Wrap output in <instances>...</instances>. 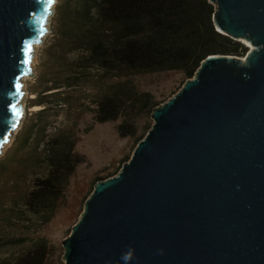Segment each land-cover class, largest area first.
Returning a JSON list of instances; mask_svg holds the SVG:
<instances>
[{
    "label": "water",
    "instance_id": "obj_1",
    "mask_svg": "<svg viewBox=\"0 0 264 264\" xmlns=\"http://www.w3.org/2000/svg\"><path fill=\"white\" fill-rule=\"evenodd\" d=\"M210 2L217 31L248 53L208 57L154 110L131 159L87 199L66 264H264V0ZM54 3L0 0V156Z\"/></svg>",
    "mask_w": 264,
    "mask_h": 264
},
{
    "label": "rangeland",
    "instance_id": "obj_2",
    "mask_svg": "<svg viewBox=\"0 0 264 264\" xmlns=\"http://www.w3.org/2000/svg\"><path fill=\"white\" fill-rule=\"evenodd\" d=\"M61 3L62 0H55L51 6L53 13L46 27L48 32L34 53L32 76L21 80L25 93L19 103L23 108L22 119L0 156V209L5 210L6 218L4 220L0 214V237H3L0 256H12L22 250L17 245L7 244V239L45 238L53 247V264H66L64 242L81 219L96 184L117 176L134 153L137 142L130 137L122 138L118 131L124 114L137 121L138 135L145 138L152 117L147 108H141L143 94H151L159 108L188 81L180 71L130 77L102 76L95 63L86 59L84 49L60 50L56 31ZM241 43L247 47L245 42ZM52 86L60 89L46 93ZM115 94L124 103L121 116L117 121L98 123L96 114L102 100ZM39 100L46 101V106L39 105ZM139 112H142L140 117L134 116ZM32 135L30 144L24 147V139ZM61 135L76 140L75 151L85 157V162L69 178L54 213L46 221L38 222L33 217L32 222L24 200L34 180L46 173L45 165L38 166L37 154L49 138Z\"/></svg>",
    "mask_w": 264,
    "mask_h": 264
},
{
    "label": "trees",
    "instance_id": "obj_3",
    "mask_svg": "<svg viewBox=\"0 0 264 264\" xmlns=\"http://www.w3.org/2000/svg\"><path fill=\"white\" fill-rule=\"evenodd\" d=\"M214 13L210 0H62L56 32L60 50L84 49L86 59L95 63L102 76L180 71L189 80L210 56L244 57L249 51L241 42L217 31ZM52 87L45 92L60 89ZM143 97L141 108H147L152 117L158 103L149 93ZM37 103L47 104L43 100ZM123 106L117 94L105 97L97 110L98 123L117 121ZM118 131L122 138H133L136 146L144 138L138 135L137 121L127 114ZM33 136L24 139V147ZM42 146L37 154L38 166L45 165L46 173L34 180L24 200L32 222L33 217L38 222L46 221L54 213L69 178L85 162V157L75 151L76 140L68 135L49 138ZM10 206L13 208V203ZM2 209L0 214L5 220ZM5 241L22 250L12 256H0V264H53V247L45 238L21 236Z\"/></svg>",
    "mask_w": 264,
    "mask_h": 264
},
{
    "label": "clouds",
    "instance_id": "obj_4",
    "mask_svg": "<svg viewBox=\"0 0 264 264\" xmlns=\"http://www.w3.org/2000/svg\"><path fill=\"white\" fill-rule=\"evenodd\" d=\"M130 257H131V253H128V254H126V255L123 257V259H124L125 261H127V260L130 259Z\"/></svg>",
    "mask_w": 264,
    "mask_h": 264
},
{
    "label": "bare ground",
    "instance_id": "obj_5",
    "mask_svg": "<svg viewBox=\"0 0 264 264\" xmlns=\"http://www.w3.org/2000/svg\"><path fill=\"white\" fill-rule=\"evenodd\" d=\"M26 79H27V78H23V80H26ZM17 130H18V129H17ZM17 130H15V131L11 134V137H12L13 134H15V132H16ZM7 146H8V143L5 144L4 149H6Z\"/></svg>",
    "mask_w": 264,
    "mask_h": 264
},
{
    "label": "snow or ice",
    "instance_id": "obj_6",
    "mask_svg": "<svg viewBox=\"0 0 264 264\" xmlns=\"http://www.w3.org/2000/svg\"><path fill=\"white\" fill-rule=\"evenodd\" d=\"M52 2V0H50V3Z\"/></svg>",
    "mask_w": 264,
    "mask_h": 264
}]
</instances>
